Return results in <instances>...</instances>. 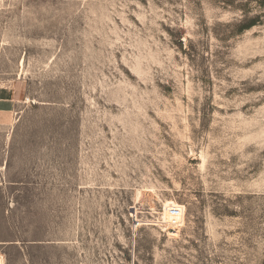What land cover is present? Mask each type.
Here are the masks:
<instances>
[{
    "label": "rangeland",
    "instance_id": "1",
    "mask_svg": "<svg viewBox=\"0 0 264 264\" xmlns=\"http://www.w3.org/2000/svg\"><path fill=\"white\" fill-rule=\"evenodd\" d=\"M0 90L6 264H264V0H0Z\"/></svg>",
    "mask_w": 264,
    "mask_h": 264
},
{
    "label": "crops",
    "instance_id": "2",
    "mask_svg": "<svg viewBox=\"0 0 264 264\" xmlns=\"http://www.w3.org/2000/svg\"><path fill=\"white\" fill-rule=\"evenodd\" d=\"M14 102L7 94L0 90V111H13Z\"/></svg>",
    "mask_w": 264,
    "mask_h": 264
},
{
    "label": "built area",
    "instance_id": "3",
    "mask_svg": "<svg viewBox=\"0 0 264 264\" xmlns=\"http://www.w3.org/2000/svg\"><path fill=\"white\" fill-rule=\"evenodd\" d=\"M169 215H170V221H165L163 220L162 223L165 224H177L179 221V218L181 216V210L178 207H171L169 210ZM164 219V218H163ZM0 264H3V261L0 257Z\"/></svg>",
    "mask_w": 264,
    "mask_h": 264
},
{
    "label": "bare ground",
    "instance_id": "4",
    "mask_svg": "<svg viewBox=\"0 0 264 264\" xmlns=\"http://www.w3.org/2000/svg\"><path fill=\"white\" fill-rule=\"evenodd\" d=\"M0 257H1L2 261H3V264H6V262H5V255L0 253Z\"/></svg>",
    "mask_w": 264,
    "mask_h": 264
}]
</instances>
